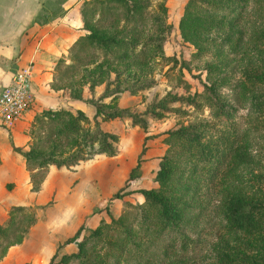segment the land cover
I'll use <instances>...</instances> for the list:
<instances>
[{"label": "rangeland", "instance_id": "1", "mask_svg": "<svg viewBox=\"0 0 264 264\" xmlns=\"http://www.w3.org/2000/svg\"><path fill=\"white\" fill-rule=\"evenodd\" d=\"M89 1L38 0L36 20L67 27L70 44L85 33L79 9ZM138 1L140 19L134 30L139 42H146L140 61H113L99 51L94 60L64 73L63 66L70 63L66 53L57 59L49 87L43 89L41 110L21 128L0 125V225L11 216L20 218V241L14 243L12 235L0 239V264H244L245 257H261L264 81L259 75H264V37L252 33L264 27V3L250 0L239 17L245 31L241 40L217 50L222 35L213 30L196 45L182 41L178 20L186 0ZM97 26L111 32L130 24L120 17ZM212 81H218L217 92L233 109L225 124L211 116L212 93L203 85ZM95 103L120 115H95ZM48 109L73 116L80 110L85 120L76 121L69 137L56 136L54 126L41 116ZM132 113L144 127L141 120H132ZM189 123L206 125L202 140L209 134L213 141L234 135L241 158L227 156L212 181L200 171L189 177L185 171L179 181L191 186L183 193L187 214H198V220L155 234L156 225L143 216L146 205L137 190L157 188L159 163L164 157L173 160L179 151L178 143L165 141L166 131ZM17 148H36L40 157L61 165H27ZM186 168L182 162L180 169ZM176 174L177 168L170 177ZM227 203L238 208L235 228L223 215ZM182 239L188 240L183 249Z\"/></svg>", "mask_w": 264, "mask_h": 264}, {"label": "trees", "instance_id": "2", "mask_svg": "<svg viewBox=\"0 0 264 264\" xmlns=\"http://www.w3.org/2000/svg\"><path fill=\"white\" fill-rule=\"evenodd\" d=\"M249 1L186 0L183 7V14L178 20L179 35L182 41L196 45L202 39V35H208L207 33L213 30L214 32H218L217 35H222L217 43L219 45L217 50L220 49L221 45L224 46L231 41L239 42L244 31L243 27L239 26V17ZM253 1L257 4L259 3V5L264 3V0ZM141 4L138 0H90L87 7H85V3L84 5L82 3L79 9V18L85 33L76 35L69 44L67 54L70 63H66L63 66L64 69L62 72L76 71L82 65L94 60L98 56L99 51H101L102 56L113 61H140L144 48H146V42H139L134 25L140 19L139 11L141 10ZM94 16H96L95 19H89ZM120 17H122L123 22H127L130 26L111 32L97 26L104 19H109L113 22ZM246 23L249 24L247 21ZM251 31H254V29ZM234 35V40H232ZM248 35L251 34L248 32ZM252 35H263L264 37V27L259 25ZM254 40L257 41L256 36ZM197 47L200 46L197 45ZM179 66H183L182 61ZM259 78L264 81L263 74L259 75ZM225 85L233 87V85L230 86L224 83L223 86ZM219 87L220 84L218 81L217 83L212 81L209 85H203L204 89L212 93L211 97H208L212 118L225 124L229 121L233 109L230 103L226 102V99L217 92ZM185 100L188 103L194 102L192 97H186ZM94 106L95 115L99 113L107 117L120 115V112L117 111H103L99 103H95ZM41 116L50 124V128L54 126V135L64 136L66 138L75 133L77 129L76 121L78 119L85 120V116L80 110H77L76 115L73 116L65 111L48 109L43 111ZM130 116L133 121L141 120L135 113H132ZM141 124L142 127L145 126L142 120ZM205 127V124L189 123L180 125L178 128L172 130H167L165 141L171 140L172 143H178L179 151L176 152L173 160L171 157L169 159L164 157L159 163V167L154 175V179L158 183L157 188L137 190V193L143 197L146 205V212L143 216H145V219L151 217V222L156 225L154 229L155 234H158L164 229L177 231L183 225L198 220V214H187L190 212H187L190 208L183 193L189 192L191 186L188 183L179 181V178L185 171H188L187 177L200 171L201 174L204 173L209 177L208 181H212L215 178L219 166L224 163L227 156L234 154L236 159L239 158L238 160H240L241 158V153L236 150L233 144L234 135L221 136L213 141L210 139L212 135L209 134L205 140H202L201 137L204 135ZM15 150L22 155L27 165L29 163H35L38 168L44 164L61 165V163L40 157L36 148H31L27 151H21L18 148ZM139 158L140 156L137 157L135 165L127 176V180L132 178V172L139 165ZM178 159L187 165L186 169H180L182 162H178ZM176 168V176L170 177L175 174ZM171 179L175 181L170 183ZM166 184L169 187L167 189ZM113 196L116 197L117 195L115 194ZM237 209L235 204L230 205V203H227L223 214L226 220L233 224V228L236 227L234 219L237 215ZM106 212L108 213V211ZM110 220L114 221L111 216ZM19 228L20 218L9 217L4 225H0V239L4 240L9 235H12L14 237L13 242L18 243L20 241V235L16 232ZM76 235L77 233L66 241L70 242L76 238ZM185 242H188V240H181L180 246L182 249L186 247ZM77 248L81 250L82 244L77 243ZM259 251L261 257H245L243 258V263L264 264V245L259 247ZM64 258L65 255L61 257V260ZM48 264H51V261Z\"/></svg>", "mask_w": 264, "mask_h": 264}, {"label": "crops", "instance_id": "3", "mask_svg": "<svg viewBox=\"0 0 264 264\" xmlns=\"http://www.w3.org/2000/svg\"><path fill=\"white\" fill-rule=\"evenodd\" d=\"M33 1L0 0V88L17 70L31 66L34 102L14 125L15 128H21L41 110L43 89L44 92L48 89L54 65L59 57L66 55L69 46L65 40L69 29L39 23L36 20L38 0Z\"/></svg>", "mask_w": 264, "mask_h": 264}, {"label": "built area", "instance_id": "4", "mask_svg": "<svg viewBox=\"0 0 264 264\" xmlns=\"http://www.w3.org/2000/svg\"><path fill=\"white\" fill-rule=\"evenodd\" d=\"M32 103L31 66L26 65L0 88V125L8 128L15 125Z\"/></svg>", "mask_w": 264, "mask_h": 264}]
</instances>
